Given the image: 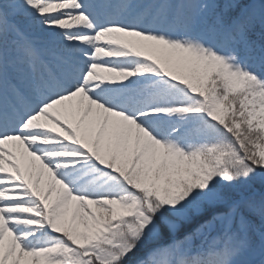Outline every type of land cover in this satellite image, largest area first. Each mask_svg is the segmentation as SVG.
<instances>
[{
	"label": "snow or ice",
	"instance_id": "6c2138e0",
	"mask_svg": "<svg viewBox=\"0 0 264 264\" xmlns=\"http://www.w3.org/2000/svg\"><path fill=\"white\" fill-rule=\"evenodd\" d=\"M0 264H264V0H0Z\"/></svg>",
	"mask_w": 264,
	"mask_h": 264
}]
</instances>
